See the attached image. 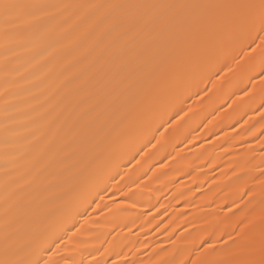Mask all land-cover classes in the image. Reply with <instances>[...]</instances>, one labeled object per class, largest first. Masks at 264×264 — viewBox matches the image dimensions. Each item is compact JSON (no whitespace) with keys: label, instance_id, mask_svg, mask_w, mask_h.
Returning a JSON list of instances; mask_svg holds the SVG:
<instances>
[{"label":"snow or ice","instance_id":"obj_1","mask_svg":"<svg viewBox=\"0 0 264 264\" xmlns=\"http://www.w3.org/2000/svg\"><path fill=\"white\" fill-rule=\"evenodd\" d=\"M257 100L264 121V0H0V264H83L62 254L66 246L112 224L119 231L88 261L108 264L102 257L132 232L122 213L152 191L130 180L120 204L101 208V187L121 162L194 142L197 104L207 129ZM257 131L264 136V123ZM260 185L243 192L230 230L173 239L172 229L171 249L157 244L139 260L135 245L121 247L112 264H264ZM93 204L103 220L88 214Z\"/></svg>","mask_w":264,"mask_h":264},{"label":"bare ground","instance_id":"obj_2","mask_svg":"<svg viewBox=\"0 0 264 264\" xmlns=\"http://www.w3.org/2000/svg\"><path fill=\"white\" fill-rule=\"evenodd\" d=\"M188 103L191 104L192 101L189 100ZM258 105L259 100L245 110L233 105L221 119L206 129L198 127L202 122H206V113L197 104L196 112L190 114L194 119L189 125L191 137H195L194 142L185 145L178 141L164 148L149 146L145 149L148 155L138 165L131 157L124 159L118 169L119 175L113 173L115 178H110L101 187L100 195L104 200L100 201L97 198L96 203H100L101 208L104 204H112L113 201L117 205L120 204L124 199L120 189L130 180L137 183L145 181L152 191L140 207L122 213V219L129 222L132 232L124 228L119 238L121 241L119 246L115 247L112 254H105L102 259L112 264V261L117 259L116 253L121 247L127 251V247L135 245L140 249L137 253L139 260H148V254L157 244L172 248L169 239V231L172 229L173 239L188 237L190 232L195 235L197 228H205L209 232L217 229L230 230V226L235 224L248 200V196H244L243 192L248 187L259 191L260 181L264 180V175L261 174L264 171V147H261L264 136L257 131L264 121L261 120ZM2 119L3 115L0 114V120ZM207 119H212L211 115H208ZM248 129H251V132L247 131ZM252 132H255V135H252ZM176 151H180L181 156L187 159L177 164V160L172 159ZM2 163L3 160L0 159V164ZM162 163L168 166L161 169ZM153 172L156 176L148 180ZM156 177L161 179L157 180ZM94 207L95 204L88 208V214L103 220V214L92 211ZM153 216L156 219L153 220ZM84 219L83 215L77 216L79 222H83ZM147 220H152V224H145L144 230H141L138 225ZM170 220L173 223L167 230L164 229V225L169 224ZM157 223L158 228L154 227ZM76 226L78 227L79 223ZM68 227L67 235H71L75 229L71 225ZM118 231L119 229L112 224L88 230L83 237L73 238V243L68 244L62 254L72 261H83V264H88L91 255L96 254L97 249L102 247L104 239H111L109 233L115 235ZM78 239L86 240L87 244L79 248L74 247ZM141 245L145 246L141 248ZM55 259L58 260L59 256Z\"/></svg>","mask_w":264,"mask_h":264}]
</instances>
